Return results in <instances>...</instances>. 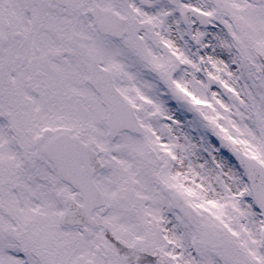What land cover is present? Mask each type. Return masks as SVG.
Listing matches in <instances>:
<instances>
[{"label": "snow or ice", "instance_id": "1", "mask_svg": "<svg viewBox=\"0 0 264 264\" xmlns=\"http://www.w3.org/2000/svg\"><path fill=\"white\" fill-rule=\"evenodd\" d=\"M0 264H264V0H0Z\"/></svg>", "mask_w": 264, "mask_h": 264}]
</instances>
